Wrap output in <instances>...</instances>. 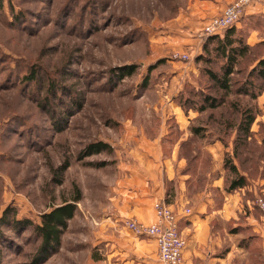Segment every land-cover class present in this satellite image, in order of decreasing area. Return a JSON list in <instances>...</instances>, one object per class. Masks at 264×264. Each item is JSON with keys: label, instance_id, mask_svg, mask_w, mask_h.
<instances>
[{"label": "rangeland", "instance_id": "obj_1", "mask_svg": "<svg viewBox=\"0 0 264 264\" xmlns=\"http://www.w3.org/2000/svg\"><path fill=\"white\" fill-rule=\"evenodd\" d=\"M209 1L0 0V264H89L118 191L140 169L149 172L154 150L162 163L175 152L176 170L183 156L220 141L223 159L258 185L257 196L246 192L257 209L264 90L236 91L264 57V41L239 62L226 93L211 79L224 61L214 43L206 46L199 16ZM252 27L264 38V17ZM31 70L33 82L25 79ZM206 99L218 107L197 111ZM247 110L256 118L243 143L238 125ZM100 143L107 149L92 152ZM68 203L74 218L60 244L44 251L35 226Z\"/></svg>", "mask_w": 264, "mask_h": 264}, {"label": "crops", "instance_id": "obj_2", "mask_svg": "<svg viewBox=\"0 0 264 264\" xmlns=\"http://www.w3.org/2000/svg\"><path fill=\"white\" fill-rule=\"evenodd\" d=\"M233 1H209L203 4L199 16L207 23ZM244 16L261 19L264 3L249 7ZM241 26L242 23L237 25ZM262 40L260 29L251 28L247 43L253 47ZM224 150L217 141L203 151L211 160L207 168H195L193 164L191 169L188 161L181 158L176 170L172 167L175 152L172 159L162 163L161 151L154 150L157 162L153 161L149 172L140 169L137 178L118 191L114 199L117 209L103 221L99 233L102 246L89 264H162L156 242L136 236L123 225L131 219L155 223L154 204L158 201H165L179 215L180 233L186 240L185 264H264V212L258 205L254 209L256 205L246 195L253 191L257 196L258 185L232 193L225 190Z\"/></svg>", "mask_w": 264, "mask_h": 264}, {"label": "trees", "instance_id": "obj_3", "mask_svg": "<svg viewBox=\"0 0 264 264\" xmlns=\"http://www.w3.org/2000/svg\"><path fill=\"white\" fill-rule=\"evenodd\" d=\"M256 21L259 23L258 18L244 16L240 22L242 23L241 27L234 26L224 31L221 35L207 37L206 46L214 43L215 54L224 61L222 67L220 68V74H211V79L226 93L232 91L230 77L235 73V69L239 65V62L244 59L254 47L247 43V37L249 35L250 29L255 28L252 27V23ZM244 32L246 34H244ZM125 71L129 74L132 73V69L129 71L126 69ZM35 78L36 73L34 70H31L30 73L25 76V79L31 82L35 81ZM247 79V82L240 85V89L236 91L237 94L247 96L251 95L255 97V91L263 92L264 57L261 58L257 65L251 70L247 76ZM205 102L208 106H200L197 111L204 112L209 108L218 107L216 106V102L211 101L210 99H206ZM255 118V115H253L250 110L244 111L241 114L238 132L240 135L239 137H246L243 138V143H247V141L251 140V138L247 137L250 136L251 126L254 124ZM196 132H198V130H196ZM240 139L241 138L235 139L236 145L234 148V153L236 152L235 149H237L238 143L242 141ZM105 149H107L106 146L100 143L92 147V152H100ZM205 157L210 159L208 155L206 156L202 151H198L196 154L193 153L191 157L183 156L182 158H185L188 161L189 167L191 169H193V164H196L195 168L202 167V169H205L211 163L210 162L206 165ZM224 169L226 170V173L229 171L230 174L229 186L227 189H225L227 192L232 193L248 186V179L246 175L240 172L237 165L233 163L228 156L224 160ZM226 181L227 180H225V185ZM75 211L76 206L73 203H68L60 207H55L49 212L42 214L41 223L35 226V230L42 240L41 246L44 251H50L60 244L61 237L67 230L69 221L74 218Z\"/></svg>", "mask_w": 264, "mask_h": 264}, {"label": "built area", "instance_id": "obj_4", "mask_svg": "<svg viewBox=\"0 0 264 264\" xmlns=\"http://www.w3.org/2000/svg\"><path fill=\"white\" fill-rule=\"evenodd\" d=\"M264 0H234L221 14L211 18L203 29L205 37L221 35L224 31L237 26L246 10ZM258 207L264 212V199L257 198ZM156 222L147 224L135 219L126 220L125 226L138 237L153 239L158 248V257L162 264H185L184 249L186 240L179 229V215L165 201L154 204Z\"/></svg>", "mask_w": 264, "mask_h": 264}]
</instances>
